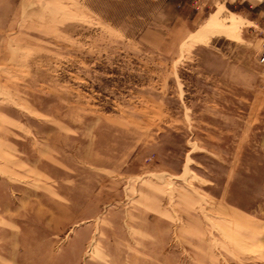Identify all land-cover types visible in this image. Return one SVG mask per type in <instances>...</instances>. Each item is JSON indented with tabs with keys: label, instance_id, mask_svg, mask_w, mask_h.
Here are the masks:
<instances>
[{
	"label": "rangeland",
	"instance_id": "rangeland-1",
	"mask_svg": "<svg viewBox=\"0 0 264 264\" xmlns=\"http://www.w3.org/2000/svg\"><path fill=\"white\" fill-rule=\"evenodd\" d=\"M264 0H0V264H264Z\"/></svg>",
	"mask_w": 264,
	"mask_h": 264
},
{
	"label": "built area",
	"instance_id": "built-area-1",
	"mask_svg": "<svg viewBox=\"0 0 264 264\" xmlns=\"http://www.w3.org/2000/svg\"><path fill=\"white\" fill-rule=\"evenodd\" d=\"M259 60L264 63V36L261 40V48L259 53Z\"/></svg>",
	"mask_w": 264,
	"mask_h": 264
}]
</instances>
